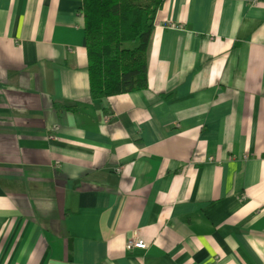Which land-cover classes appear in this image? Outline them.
<instances>
[{"label":"crops","instance_id":"crops-1","mask_svg":"<svg viewBox=\"0 0 264 264\" xmlns=\"http://www.w3.org/2000/svg\"><path fill=\"white\" fill-rule=\"evenodd\" d=\"M82 5L0 0V264H264V0H166L100 100Z\"/></svg>","mask_w":264,"mask_h":264},{"label":"trees","instance_id":"trees-1","mask_svg":"<svg viewBox=\"0 0 264 264\" xmlns=\"http://www.w3.org/2000/svg\"><path fill=\"white\" fill-rule=\"evenodd\" d=\"M165 1L82 0L94 100L149 87V44L156 14ZM163 97L173 99L172 94Z\"/></svg>","mask_w":264,"mask_h":264},{"label":"built area","instance_id":"built-area-1","mask_svg":"<svg viewBox=\"0 0 264 264\" xmlns=\"http://www.w3.org/2000/svg\"><path fill=\"white\" fill-rule=\"evenodd\" d=\"M118 170L120 171L121 168H119ZM126 247L129 250H132L134 248L146 249L148 247V243L141 236H135L127 241Z\"/></svg>","mask_w":264,"mask_h":264}]
</instances>
